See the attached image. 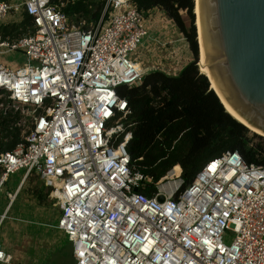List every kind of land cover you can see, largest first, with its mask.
<instances>
[{"label": "built area", "instance_id": "built-area-1", "mask_svg": "<svg viewBox=\"0 0 264 264\" xmlns=\"http://www.w3.org/2000/svg\"><path fill=\"white\" fill-rule=\"evenodd\" d=\"M13 16H27L31 28L9 41L1 29ZM146 35L135 0H104L88 27L72 24L52 0L0 1V56L25 59L0 63V95L29 120L21 141L0 152V193L24 170L11 203L39 176L59 207L56 229L73 264H264V167L227 151L191 183L181 171L146 195L150 181L127 152L130 111L117 94L150 74L133 56ZM9 261L0 245V264Z\"/></svg>", "mask_w": 264, "mask_h": 264}, {"label": "trees", "instance_id": "trees-1", "mask_svg": "<svg viewBox=\"0 0 264 264\" xmlns=\"http://www.w3.org/2000/svg\"><path fill=\"white\" fill-rule=\"evenodd\" d=\"M52 1L57 3L58 0ZM86 1L72 2L62 12L68 19L78 15L86 25L96 24L104 0L95 6V11H91L89 7L92 6ZM135 1L144 14L154 8L164 11L186 38L194 56L197 55L192 15L194 0ZM181 11L190 18L189 30L185 29ZM21 23L31 27L27 16ZM195 62L175 77L156 71L148 74L139 87L117 88L118 96L127 101L130 111L126 123L133 124L127 152L135 170L150 181L145 190L148 196L153 194L154 184L171 166H175L177 177L182 171L187 185L209 160L227 151L237 152L248 165L264 167V139L253 133L252 139L247 138L250 131L225 112L214 93L209 91V83L200 75ZM177 138L178 146L172 144ZM250 140L257 143L252 144ZM16 143L7 149L12 150ZM165 152L169 153L166 159Z\"/></svg>", "mask_w": 264, "mask_h": 264}, {"label": "rangeland", "instance_id": "rangeland-1", "mask_svg": "<svg viewBox=\"0 0 264 264\" xmlns=\"http://www.w3.org/2000/svg\"><path fill=\"white\" fill-rule=\"evenodd\" d=\"M13 1V0H3ZM78 0H58L59 8L63 9L70 3ZM101 0H87L95 11ZM194 5V2H193ZM180 16L185 29L189 30L191 23L187 13L181 11ZM193 15V27L197 42V55L194 56L184 35L172 20L159 8H154L145 13L147 35L142 45L133 54L142 70L147 72L174 73L177 76L188 64L199 62V45L197 41V28L195 14ZM78 15L69 17L74 25L88 27L85 21L78 19ZM9 17L5 22L6 28L1 29L2 37L9 41L17 40L29 33L31 27L23 26L24 16ZM13 24V25H12ZM15 27V28H14ZM25 62L19 53H8L0 56V63L12 66H21ZM14 63V64H13ZM17 66V67H18ZM198 69V68H197ZM169 71V72H168ZM171 76V75H170ZM174 76V77H175ZM5 94L0 95V152L8 151V146L19 143L28 127V117L25 112H14L8 107ZM20 125V127L18 126ZM248 139L251 138V134ZM180 138V137H179ZM172 144L178 146V139ZM264 139V138H263ZM16 143V144H17ZM256 144V140H250ZM169 153L165 152V158ZM175 166H171L165 174L154 184L166 185L172 179L171 173ZM24 170L10 175L5 184L4 191L0 193V245L10 257L8 264H73L71 257V245L66 241L62 232L56 229L59 218V207L49 198V190L42 179L33 174L17 192L13 202L10 203L7 195L15 194V188L19 183ZM149 180V179H148ZM233 235L226 231L223 241L229 244Z\"/></svg>", "mask_w": 264, "mask_h": 264}, {"label": "water", "instance_id": "water-1", "mask_svg": "<svg viewBox=\"0 0 264 264\" xmlns=\"http://www.w3.org/2000/svg\"><path fill=\"white\" fill-rule=\"evenodd\" d=\"M197 12L209 91L264 138V0H197Z\"/></svg>", "mask_w": 264, "mask_h": 264}, {"label": "bare ground", "instance_id": "bare-ground-1", "mask_svg": "<svg viewBox=\"0 0 264 264\" xmlns=\"http://www.w3.org/2000/svg\"><path fill=\"white\" fill-rule=\"evenodd\" d=\"M193 11H194V14H195V17H196L195 25H196V28H197V41H198V45H199V62H198L197 68H198L199 73L201 75L206 76V78H208V76H207V74H206V72L204 70L203 61H202V52H201V43H200V34H199V24H198V12H197V0H194V9H193ZM208 80H209V78H208ZM210 85H211V83H210ZM211 88L214 89L212 85H211ZM224 109L233 119H235L238 123L242 124L243 126L248 127L250 129V131H252L254 134L256 133L258 135H262L259 131L253 129L252 127L248 126L247 124H245L242 121H240L237 118H235L225 107H224ZM172 176L173 177H177L176 173H175V170H172L171 177Z\"/></svg>", "mask_w": 264, "mask_h": 264}, {"label": "crops", "instance_id": "crops-1", "mask_svg": "<svg viewBox=\"0 0 264 264\" xmlns=\"http://www.w3.org/2000/svg\"><path fill=\"white\" fill-rule=\"evenodd\" d=\"M21 18H22V16H21ZM21 18L19 19V21H18L17 23H13V24H14V25H15V24H17V25H18V24H19V23L22 21V20H21ZM13 24H12V25H13ZM7 26H8V25H7ZM7 26H5V27H7ZM13 64H14V63H13ZM11 66H12V64H11ZM17 66H18V65H16V66H13V67H17ZM21 180H22V177H21V179H20V181H19V182H21ZM66 241H67V240H66Z\"/></svg>", "mask_w": 264, "mask_h": 264}]
</instances>
